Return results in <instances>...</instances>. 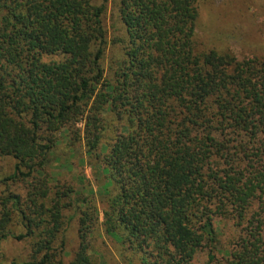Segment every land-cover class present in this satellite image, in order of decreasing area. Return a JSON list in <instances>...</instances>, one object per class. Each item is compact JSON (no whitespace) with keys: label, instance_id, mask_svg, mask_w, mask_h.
Masks as SVG:
<instances>
[{"label":"trees","instance_id":"1","mask_svg":"<svg viewBox=\"0 0 264 264\" xmlns=\"http://www.w3.org/2000/svg\"><path fill=\"white\" fill-rule=\"evenodd\" d=\"M110 1L0 0V156L21 182L0 193V241L31 242L29 259L0 264H100L93 200L71 199V260L75 192L46 201L64 129L107 178L105 233L141 264H264V55L207 45L206 0H116L110 38Z\"/></svg>","mask_w":264,"mask_h":264},{"label":"rangeland","instance_id":"2","mask_svg":"<svg viewBox=\"0 0 264 264\" xmlns=\"http://www.w3.org/2000/svg\"><path fill=\"white\" fill-rule=\"evenodd\" d=\"M115 6L116 0L110 1L105 19L110 38L116 34L115 27L118 25ZM198 24L209 46L230 47L239 58L256 54L264 55V0H206ZM108 60V58L105 60L106 64ZM106 116L105 136L108 138L112 137L117 120L112 114L107 113ZM50 159L47 167L49 175L47 204L58 190L66 191L72 188L75 192L70 198L62 199L63 203L67 204L63 209L68 252L66 259H73L79 243L77 218L73 216L80 202L77 205L71 202V199L76 197L92 199L100 212V223L87 238L90 245L89 253L94 261L100 264H141L138 255H133L131 250H126L115 238L104 231L102 223L106 203L102 185L107 178L99 171V165L90 162L84 140L75 138L65 129L62 130L58 134V142L51 152ZM15 163L16 160L11 156H0V193H8L19 188L21 182L6 179L13 173ZM82 208L85 206L83 205ZM30 252L29 239L17 240L9 237L0 241V260L2 261L27 260ZM205 256L206 253L201 252L194 264H204Z\"/></svg>","mask_w":264,"mask_h":264}]
</instances>
